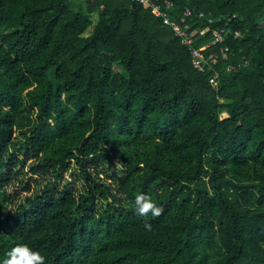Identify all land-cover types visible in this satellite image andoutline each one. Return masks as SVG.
<instances>
[{
  "label": "trees",
  "instance_id": "16d2710c",
  "mask_svg": "<svg viewBox=\"0 0 264 264\" xmlns=\"http://www.w3.org/2000/svg\"><path fill=\"white\" fill-rule=\"evenodd\" d=\"M171 1L216 84L133 0H0V264H264V0Z\"/></svg>",
  "mask_w": 264,
  "mask_h": 264
},
{
  "label": "built area",
  "instance_id": "2783aa9c",
  "mask_svg": "<svg viewBox=\"0 0 264 264\" xmlns=\"http://www.w3.org/2000/svg\"><path fill=\"white\" fill-rule=\"evenodd\" d=\"M142 4L146 8H152V11L155 15L162 17L163 23L167 26L172 27L175 34L179 36L182 40V43L187 46L190 54L193 66L200 72L213 71L212 76L210 77V83L216 84L219 79V72L215 70V66L218 63V55L216 53H211L207 55L205 51L214 44L224 43L227 29H222L217 32L215 38L211 43L205 44L201 47H194V33L188 32V25H186V18L193 15V11L186 7L184 10V16L180 20H173L170 15V10L174 8V3L171 0H133ZM206 15L201 12L199 17L203 18ZM209 22H212V19H209ZM209 30V27L204 28L200 31V35L205 34ZM240 36V33L235 34V38ZM229 50L228 46H225L221 49L222 52H227ZM247 63V62H246ZM232 69V67H229Z\"/></svg>",
  "mask_w": 264,
  "mask_h": 264
},
{
  "label": "clouds",
  "instance_id": "9594fccd",
  "mask_svg": "<svg viewBox=\"0 0 264 264\" xmlns=\"http://www.w3.org/2000/svg\"><path fill=\"white\" fill-rule=\"evenodd\" d=\"M163 211V207L157 206L149 195L136 196L134 213L137 216L146 217L151 214L153 217H160ZM145 228L151 230V224L146 223ZM3 264H45V257L39 251L32 250L28 245L19 244L7 253Z\"/></svg>",
  "mask_w": 264,
  "mask_h": 264
},
{
  "label": "rangeland",
  "instance_id": "374dc122",
  "mask_svg": "<svg viewBox=\"0 0 264 264\" xmlns=\"http://www.w3.org/2000/svg\"><path fill=\"white\" fill-rule=\"evenodd\" d=\"M74 7H75V3H74ZM92 19H93L94 22H97V16H96V15H94V16L92 17ZM91 28H92V27H91ZM90 32H91V31L89 30L87 33L90 34ZM116 69L122 71V66L119 65V64H117V65H116ZM227 116H228V114H227L226 112H224V113L221 115L222 118H225V117H227Z\"/></svg>",
  "mask_w": 264,
  "mask_h": 264
},
{
  "label": "crops",
  "instance_id": "0c3cea01",
  "mask_svg": "<svg viewBox=\"0 0 264 264\" xmlns=\"http://www.w3.org/2000/svg\"><path fill=\"white\" fill-rule=\"evenodd\" d=\"M97 20H98V17H97Z\"/></svg>",
  "mask_w": 264,
  "mask_h": 264
}]
</instances>
